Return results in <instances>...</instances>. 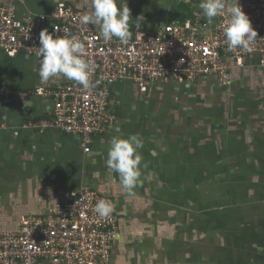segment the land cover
<instances>
[{
  "label": "crops",
  "instance_id": "crops-1",
  "mask_svg": "<svg viewBox=\"0 0 264 264\" xmlns=\"http://www.w3.org/2000/svg\"><path fill=\"white\" fill-rule=\"evenodd\" d=\"M58 2L90 10L88 0H0L20 21L49 15ZM126 3L130 30L153 32L201 12L200 0ZM39 67L37 56L0 53V85L14 94L9 104L0 101V230L47 215L88 188L116 205L119 236L109 264H264V70L257 56L233 69L228 87L213 77L156 82L146 92L128 80L113 84L107 112L114 124L93 137L88 153L78 136L29 127L48 118L53 101L20 95L74 83L41 84ZM131 134L144 141L146 167L128 195L105 160L111 137Z\"/></svg>",
  "mask_w": 264,
  "mask_h": 264
},
{
  "label": "built area",
  "instance_id": "built-area-1",
  "mask_svg": "<svg viewBox=\"0 0 264 264\" xmlns=\"http://www.w3.org/2000/svg\"><path fill=\"white\" fill-rule=\"evenodd\" d=\"M238 2L257 32L251 52L228 50L226 13L211 24L195 13L183 23L157 26L153 32L136 28L125 45L116 38L105 41L91 24L81 25L79 17L84 12L65 2L56 3L49 15L25 21L16 18L13 7L0 4V53L8 58L36 56L40 33L47 30L53 38L79 37L92 65L90 79L95 87L87 91L76 83H61L20 95L53 101L48 118L29 127L41 132L55 128L78 136L88 153L93 137L114 124L107 106L109 89L117 82L132 81L140 92H146L156 82L186 84L213 77L220 86L228 87L233 69L242 67L247 56H257L258 66L264 70V0ZM13 96L0 85L1 102L9 104ZM71 199L57 204L47 215L22 217L15 230H0V264H38L41 259L51 264H109L113 242L119 236L114 200L88 188L72 192ZM100 199L114 204L111 216L101 218L94 211Z\"/></svg>",
  "mask_w": 264,
  "mask_h": 264
},
{
  "label": "clouds",
  "instance_id": "clouds-1",
  "mask_svg": "<svg viewBox=\"0 0 264 264\" xmlns=\"http://www.w3.org/2000/svg\"><path fill=\"white\" fill-rule=\"evenodd\" d=\"M90 10L79 17L81 25H93L99 28V35L105 41L113 38L121 44H127L132 32L129 29L130 9L126 0H88ZM191 3V0H185ZM200 14L209 24L217 16L227 14L224 35L229 51L242 49L252 51L257 32L252 28L248 16L242 11L238 0L227 4L226 0H200ZM57 31H59L57 29ZM66 31V30H65ZM39 58L38 75L40 83L45 84L50 79L63 77L73 81L87 91L95 87L91 82V62L87 55L85 44L77 36L53 35L43 30L40 33V46L36 48ZM144 141L139 134L127 137L117 135L108 142L105 166L110 172L118 174L119 184L128 195L134 194V189L141 182L143 157L140 150ZM94 211L101 218H107L114 212V204L107 199H100Z\"/></svg>",
  "mask_w": 264,
  "mask_h": 264
},
{
  "label": "rangeland",
  "instance_id": "rangeland-1",
  "mask_svg": "<svg viewBox=\"0 0 264 264\" xmlns=\"http://www.w3.org/2000/svg\"><path fill=\"white\" fill-rule=\"evenodd\" d=\"M238 248H239L238 245L235 244V251H236V252H238V250H239Z\"/></svg>",
  "mask_w": 264,
  "mask_h": 264
},
{
  "label": "trees",
  "instance_id": "trees-1",
  "mask_svg": "<svg viewBox=\"0 0 264 264\" xmlns=\"http://www.w3.org/2000/svg\"><path fill=\"white\" fill-rule=\"evenodd\" d=\"M184 21H182L181 23H183ZM135 28H132L130 31L132 32V34L134 33Z\"/></svg>",
  "mask_w": 264,
  "mask_h": 264
}]
</instances>
